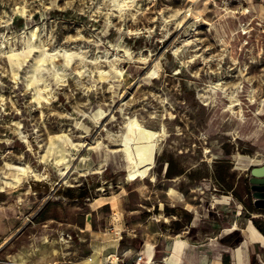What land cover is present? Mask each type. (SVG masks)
Wrapping results in <instances>:
<instances>
[{"label":"rangeland","instance_id":"374dc122","mask_svg":"<svg viewBox=\"0 0 264 264\" xmlns=\"http://www.w3.org/2000/svg\"><path fill=\"white\" fill-rule=\"evenodd\" d=\"M117 1L0 0V183L6 164L42 176L0 192V222H15L0 264L13 247L16 263L90 261L59 222H101L105 244L115 234L132 252L152 245V264L179 239L180 264H238V246L241 264H264L249 182L264 163V0ZM31 31L35 49L14 66L7 55ZM43 50L55 57L28 86ZM128 122L160 134L142 179H127ZM59 137L65 165L53 160Z\"/></svg>","mask_w":264,"mask_h":264},{"label":"bare ground","instance_id":"6f19581e","mask_svg":"<svg viewBox=\"0 0 264 264\" xmlns=\"http://www.w3.org/2000/svg\"><path fill=\"white\" fill-rule=\"evenodd\" d=\"M114 2L118 3L117 0H114ZM122 3L124 6L126 5V2H122ZM120 5H122V4H120ZM187 11L190 12L191 10H187ZM20 13L21 14L25 13L24 7L21 8ZM35 37H36L35 32L31 31L29 33V36L24 41V48L21 52L15 53L13 50L9 52V54L7 55V58L11 64H13L15 66V63H16V65L19 67L21 61L24 62L27 59V57L29 56L31 51L33 49H35V46L33 44ZM72 56L73 55H71V56L66 55V56H64V60L67 63H69L70 60L72 59ZM54 57L55 56L46 55L45 50L42 51V54L39 56V58L37 59L35 65L33 67V69H34L33 73L29 76L28 86H32L33 84L43 82L42 78L38 77L36 72L39 71V69L42 67V65H44L46 63L47 59H50V61L52 63V60L54 59ZM14 66H11V67H14ZM15 68H12V69H15ZM15 75L16 74L14 72L13 73L14 78H15ZM55 78L60 79L61 76L58 73H55ZM219 84H217V85L215 84L214 88L217 87ZM45 89H46V86H44L43 90H45ZM34 95L38 101L44 100V98L42 97V90L35 88ZM231 97H233V96H231ZM231 104H232V101L230 102V105L228 107H231ZM94 120L97 121L98 118H94ZM127 127H128V131H127L128 135L123 137L122 148H121V150L125 153V156L128 160L129 167H130L128 174H127V179H129V180H134L136 178L142 179V178H145L147 176V172L152 165L153 155H154L155 148H156V140L160 136V134L159 133L153 134V133L147 131L144 127L137 125L135 122H128ZM161 131H162L161 133L163 135L164 130H161ZM59 140H60V144L57 146L56 155H55L53 160H54L55 165H61V164L65 165L67 161H65L66 150L64 149V147H65V145L67 146L70 144H69V140L66 137H59ZM99 147H100V144H97L96 148H99ZM42 160H44V157L42 158ZM257 161L258 160H256V162ZM6 168L9 171V173L4 178L5 180H3V179L1 180L0 192H3V193L7 192L6 188H15V187L19 186L23 181H27L29 178H34V180H36V181L42 180L41 179L42 176L40 174H36L28 166L20 167V166H14V165L6 164ZM67 168L68 167L66 166L65 169L67 170ZM256 239L262 240V238L260 236H257ZM256 239H253V240H256ZM111 254H113V253H111ZM152 263H153V261L149 263V262H146V259H145L144 264H152ZM16 264H24V263L20 262V263H16Z\"/></svg>","mask_w":264,"mask_h":264},{"label":"crops","instance_id":"0c3cea01","mask_svg":"<svg viewBox=\"0 0 264 264\" xmlns=\"http://www.w3.org/2000/svg\"><path fill=\"white\" fill-rule=\"evenodd\" d=\"M51 222H42V225H44V227H52ZM60 224H63V226L60 227V235L63 234H67L69 237L71 235V232L69 231V229H71V231H74L75 236L78 237V239L82 240V241H86L88 242L87 244L89 245L92 253H91V260L87 261L85 263V261H83V259L77 261V262H71L69 264H93L94 262L98 261L101 257H104L106 254L108 253H114L116 252V250H113V247H115V249H117L118 247H121L124 249V246H120L119 245V241L118 238H115L114 235L115 234H110L109 236L111 238H109V243L105 244L104 240L105 238H103V236H101L102 231H101V222H68V223H63V222H59ZM15 222H0V248L3 247L4 245H7L8 242L10 241V238L14 235L11 231V233L9 234L8 231L10 230L8 227H14ZM69 228H67V227ZM252 228H254V226H251ZM256 229V228H254ZM13 232L15 233V228L13 229ZM250 232L252 234V238L256 239L257 236H260L263 241H264V235H262L261 233H259L257 230L256 232L258 233L257 235L250 229ZM67 236V237H68ZM61 241L64 240L63 243H68L69 241L66 239H60ZM261 242V240L256 239V242ZM12 244H14V240L11 241ZM250 244H253L252 241L250 242ZM185 245V241L183 239H179L177 241V243H172L171 245H169L168 248V253L167 256H165L163 258V262L164 264H180L182 262H184V252H183V247ZM145 250L143 251V255L146 259V262H152L153 261V254H154V249L152 247V245H146L145 246ZM130 248V247H128ZM240 250V252L236 253L237 250ZM100 250V251H98ZM130 252H132L131 248L129 249ZM19 252V251H18ZM17 252V255H18ZM54 253H56V250H53ZM235 256L237 257V261L238 264H241V247L238 246L235 249ZM24 255H30L31 252H23ZM30 253V254H29ZM142 253V252H141ZM8 258L10 257L13 264L16 263L15 262V248L13 247V249L7 254ZM23 255V254H22ZM63 255V254H62ZM66 255V254H65ZM241 255V256H240ZM17 258L20 256H16ZM9 262V260H8ZM166 262V263H165ZM50 264V263H48ZM197 264H208V257L207 255H199L198 257V261ZM209 264H222V262L220 261V259L218 258H213L211 259Z\"/></svg>","mask_w":264,"mask_h":264},{"label":"built area","instance_id":"2783aa9c","mask_svg":"<svg viewBox=\"0 0 264 264\" xmlns=\"http://www.w3.org/2000/svg\"><path fill=\"white\" fill-rule=\"evenodd\" d=\"M119 239L121 238L119 237L118 240ZM128 247H130V245L125 244L124 249H121L120 251L116 250L113 254L108 253L93 264H144L145 257L141 253V250L130 252L129 249L131 247Z\"/></svg>","mask_w":264,"mask_h":264},{"label":"water","instance_id":"95a60500","mask_svg":"<svg viewBox=\"0 0 264 264\" xmlns=\"http://www.w3.org/2000/svg\"><path fill=\"white\" fill-rule=\"evenodd\" d=\"M249 173L253 204L256 207L264 208V163L260 165H251Z\"/></svg>","mask_w":264,"mask_h":264},{"label":"trees","instance_id":"16d2710c","mask_svg":"<svg viewBox=\"0 0 264 264\" xmlns=\"http://www.w3.org/2000/svg\"><path fill=\"white\" fill-rule=\"evenodd\" d=\"M253 226L256 228V230L259 232V233H263L264 234V232L262 231V229L260 228V227H258L257 225H256V223L255 222H253ZM262 234V235H263Z\"/></svg>","mask_w":264,"mask_h":264}]
</instances>
